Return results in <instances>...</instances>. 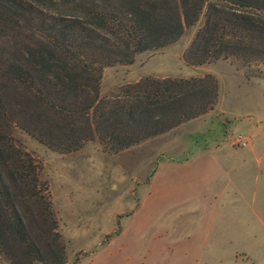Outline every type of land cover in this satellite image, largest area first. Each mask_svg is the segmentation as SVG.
I'll use <instances>...</instances> for the list:
<instances>
[{
  "label": "trees",
  "instance_id": "trees-1",
  "mask_svg": "<svg viewBox=\"0 0 264 264\" xmlns=\"http://www.w3.org/2000/svg\"><path fill=\"white\" fill-rule=\"evenodd\" d=\"M201 17L188 65L264 62V0H0L14 40L0 44V252L11 264H63L65 250L34 161L10 131L60 153L93 138L118 153L204 115L218 97L211 74L146 76L98 94L105 67L176 42Z\"/></svg>",
  "mask_w": 264,
  "mask_h": 264
},
{
  "label": "rangeland",
  "instance_id": "rangeland-1",
  "mask_svg": "<svg viewBox=\"0 0 264 264\" xmlns=\"http://www.w3.org/2000/svg\"><path fill=\"white\" fill-rule=\"evenodd\" d=\"M202 24L201 17L179 40L138 53L129 65L105 67L98 94L114 97L146 76L211 74L218 97L204 115L118 153L97 138L60 153L18 127L10 131L45 185L63 264H264V62L188 65L183 53ZM11 26L0 27V44L14 42ZM239 134L249 147L232 145ZM197 146L217 162L231 159L232 150L242 166L251 165L234 163L226 166V180H210L219 173L210 161L206 173L197 159L180 164ZM0 264H11L1 252Z\"/></svg>",
  "mask_w": 264,
  "mask_h": 264
},
{
  "label": "crops",
  "instance_id": "crops-1",
  "mask_svg": "<svg viewBox=\"0 0 264 264\" xmlns=\"http://www.w3.org/2000/svg\"><path fill=\"white\" fill-rule=\"evenodd\" d=\"M233 145V144H232ZM234 146V145H233ZM236 147V146H235ZM247 147H249V144H248V146ZM197 148V151H196V155H194V156H192V157H190V159H188V158H185V161H184V163H180L181 164V166H184V167H186L187 165H189L190 163H191V161L192 160H194V159H197V161H199L200 162V165H201V167L203 168V169H206V171H205V173L207 172V170L208 171H211V169L210 168H208V165H209V161L212 163V165L214 166V167H216V169H218L219 171V173H215L214 175H211V177H210V180H226V177H224V176H226L225 174V172L227 171V168H226V166L227 167H231V165H233L234 163L235 164H238L239 166H242L241 164H240V162H238L237 160H235L234 159V155H236L237 154V152H233L232 150H229V151H226V152H228V154H229V156H231V159H229V157L227 158V159H224V156L221 158V159H223L222 161H215V160H213L212 158L211 159H209V158H207V156L206 155H204L205 153L203 152V151H201V149H202V147H200V146H197L196 147ZM195 148V149H196ZM222 152L223 150H222V148H221V150H217V152ZM260 151H261V149H260ZM191 153V152H190ZM239 155V154H238ZM226 158V157H225ZM257 163V162H256ZM208 164V165H207ZM255 163H253V165H254ZM258 164V163H257ZM250 165H251V163H249V164H246V166H242V167H245V168H249L250 167ZM241 175V174H240ZM243 175V174H242ZM225 178V179H224ZM227 180H231L230 178L229 179H227ZM224 194H227V192H225ZM238 195V194H237ZM220 197H222V196H219V198Z\"/></svg>",
  "mask_w": 264,
  "mask_h": 264
},
{
  "label": "built area",
  "instance_id": "built-area-1",
  "mask_svg": "<svg viewBox=\"0 0 264 264\" xmlns=\"http://www.w3.org/2000/svg\"><path fill=\"white\" fill-rule=\"evenodd\" d=\"M232 144L238 148H246L249 144V138L241 134L233 136Z\"/></svg>",
  "mask_w": 264,
  "mask_h": 264
}]
</instances>
